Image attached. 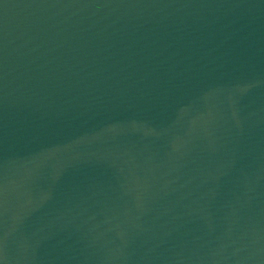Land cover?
Wrapping results in <instances>:
<instances>
[{
    "label": "water",
    "instance_id": "95a60500",
    "mask_svg": "<svg viewBox=\"0 0 264 264\" xmlns=\"http://www.w3.org/2000/svg\"><path fill=\"white\" fill-rule=\"evenodd\" d=\"M0 264H264V0H0Z\"/></svg>",
    "mask_w": 264,
    "mask_h": 264
}]
</instances>
